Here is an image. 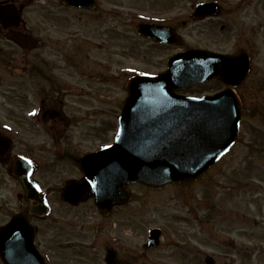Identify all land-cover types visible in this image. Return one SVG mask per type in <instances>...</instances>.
Wrapping results in <instances>:
<instances>
[{
  "label": "rangeland",
  "instance_id": "rangeland-1",
  "mask_svg": "<svg viewBox=\"0 0 264 264\" xmlns=\"http://www.w3.org/2000/svg\"><path fill=\"white\" fill-rule=\"evenodd\" d=\"M100 1L104 7L117 4L122 13L118 21L126 22L117 24V31L93 23L76 28L72 21L60 18L52 27L48 5H23L22 9L23 26L27 30L34 27L41 47L22 49L6 40L0 29V128L14 134L26 123L23 111L37 108L35 90L45 82L30 69L37 56L42 61L43 52L53 82L77 84L61 92L67 105L63 108L81 116L68 132L71 139L66 147L77 156L104 146L113 139L126 79L135 73L162 70L172 53L198 47L224 53L245 49L251 56V72L239 87L243 103L239 135L229 152L198 181L152 189L130 183L133 198L115 206L107 216L98 213L91 201L73 207L60 199L57 187L80 174L74 159L57 158L56 152L38 153L43 161L52 159L50 164L55 166L40 167L37 174L48 186L45 196L52 213L33 219L38 228L35 240L47 264H105L104 253L110 247L123 264H207L206 257L212 258V264H264V0H217L219 13L202 20L191 18L192 3L207 0H180L174 26L181 43L172 46L138 37L126 15L132 10L135 18L148 16L157 4L150 0ZM75 29L78 36L72 38L76 35L70 36L69 31L75 33ZM73 57L71 69L68 63ZM69 74H81V81ZM80 86L90 90L82 91ZM220 88L222 83L214 80L183 92L198 95ZM58 105L62 106L52 107ZM38 130L22 131L30 136ZM34 136L33 144L36 140L50 143L39 132ZM18 141L15 151L20 150ZM4 176L1 193L8 220L25 201L8 167ZM152 226L163 231L160 243L144 249Z\"/></svg>",
  "mask_w": 264,
  "mask_h": 264
},
{
  "label": "water",
  "instance_id": "water-1",
  "mask_svg": "<svg viewBox=\"0 0 264 264\" xmlns=\"http://www.w3.org/2000/svg\"><path fill=\"white\" fill-rule=\"evenodd\" d=\"M61 1L88 6L91 0ZM218 12L215 2L200 3L194 16ZM18 21L15 6L0 5L3 28L17 25ZM138 30L153 40L175 43L171 40L172 30L161 26L139 24ZM5 37L25 49L36 44L30 35L17 31H8ZM249 65L248 53L243 49L220 53L192 48L171 56L166 69L158 74L129 78L113 143L77 158L83 176L65 182L61 199L77 205L92 197L98 211L108 214L114 205L131 200L129 183L154 188L198 178L229 150L237 137L241 102L233 87L243 81ZM214 78L222 81L226 89L202 97L176 93ZM8 149V140L0 135V156ZM29 165L17 157L10 169L21 181L28 205L0 226V257L4 264H46L34 245L35 229L30 217L46 214L48 206L28 178L33 168ZM159 236L158 228L150 229L144 247H155ZM104 260L106 264H121L111 249Z\"/></svg>",
  "mask_w": 264,
  "mask_h": 264
},
{
  "label": "flooded vegetation",
  "instance_id": "flooded-vegetation-1",
  "mask_svg": "<svg viewBox=\"0 0 264 264\" xmlns=\"http://www.w3.org/2000/svg\"><path fill=\"white\" fill-rule=\"evenodd\" d=\"M150 1L153 2L154 4H157L155 5L157 9L154 10L153 13L148 16H144L142 18L141 17L135 18L133 16L134 12L132 10H128L126 12L127 17L131 21L130 25L132 29L136 28V25L138 23H147V24L165 26L175 30L176 32L174 25L175 22L177 21L176 19L178 15V14L176 15V12H179L181 9L180 5H177L178 4L177 2H179L180 0H150ZM0 2H8L18 5L21 7V10L23 9V5H48V12L52 15L51 21H49L48 23H52L51 25L52 27H55L54 23L55 20L58 18L72 21L71 25L81 29H83L89 23H93L94 27L102 28L103 26H105L103 29H106V27H110L111 30L117 31V24L123 26V24L126 23L125 21H123L124 23H120L118 21V16H122V13H118L119 11L117 8V4H112L109 5L108 7H104L103 5H101V3H98V5H94L92 9H89V8L80 7V5H67L60 0H0ZM169 6L170 8H168ZM194 6L195 5H193V8ZM192 17L193 16L191 14V18ZM207 18H211V17H207ZM110 22H114V25L110 24ZM11 27L12 28H8V30H16L20 33L31 35L36 42V46H37L36 49L38 47H41L40 43H42V41L37 36L36 33L38 32L34 30V27L33 29L27 30L24 28L23 22H20V24L17 25L16 27L15 26H11ZM75 30H77V32L75 33L73 31H69V35L74 36L78 34V29ZM132 32H134V30ZM136 35L138 36V33H136ZM77 36L78 35L72 38H76ZM67 37L70 38L69 36ZM102 44L103 42H101L100 45ZM41 59L42 61H38L39 58L37 56L34 62L32 63V69H30L33 70L34 76L39 75L41 81L45 82L44 84H40L35 90L37 93V96L35 97L36 102L38 104L37 108L32 110L27 109L23 111V116H24L23 120L26 123L25 124L22 123L23 126H19V130L17 129V131L14 134H11L3 127L0 128V135L6 137L9 140V149L2 156H0V225H3L6 221L5 200H4V195H2L1 193L5 186L4 173L8 167V173L10 174L9 168L12 165V160L14 157L21 156L26 160H28L29 162H31L33 167V170L31 172V178L35 181L37 185H39L42 188L45 196L46 188L48 186L44 184L42 179L37 174L39 172L40 167H53L54 165H52L53 162L52 164H50L52 159L43 161L42 156L40 154L47 151L48 153L56 152V154L58 155L57 158L66 156V158L68 159L71 158L74 160H76L78 156L82 155L81 154L74 156L73 153H71L66 147L68 142L70 143V139H71L68 132L72 127H74L78 122H80L81 116L71 115L63 108L64 105H66V103L63 98L64 93H61L64 91H68L69 90L68 88L70 86H75L77 84L70 83L67 80L65 81V83L53 82V79L51 78L50 75L51 69L48 68L49 63L46 61L47 59L43 56V52ZM74 60L76 59L73 57L68 63L71 69L74 67ZM108 65H112V63L109 61ZM115 74L117 75L118 73L115 72ZM75 75H76V80L79 79L81 81V74H69L70 78H74ZM116 75L115 76L111 75V76L113 79H116ZM55 89L58 90V95L55 94L56 92ZM80 90L88 91L90 89L80 86ZM53 104H60L62 106L58 105L57 107H52ZM116 118H117V113L115 115V124H116ZM65 125H67L66 128ZM30 128L39 129L37 132H39L46 141H50V143L48 142L38 143V140H36L35 143L37 144H33L32 141L35 140L34 135L37 132H33L32 135L30 136L23 135L24 133L23 131L25 130L29 131ZM19 139L21 141L20 143L22 144L18 143L17 147L18 148L20 147L19 148L20 150L15 151L14 147L17 144V142H19L18 141ZM93 150H89V151H93ZM209 170H207L199 179L206 176L209 173ZM80 176L81 174H79L78 176H74L73 178H79ZM67 179H65L57 187V192L59 193V197H60V191ZM50 191H48L47 193H50ZM87 201H92V199L90 198ZM78 205L73 207H77ZM25 207H26V202L24 207L17 210V212L15 213L21 212ZM37 245L38 247H42L40 243H37ZM107 249L108 248H106V250ZM118 258H120L119 255Z\"/></svg>",
  "mask_w": 264,
  "mask_h": 264
}]
</instances>
